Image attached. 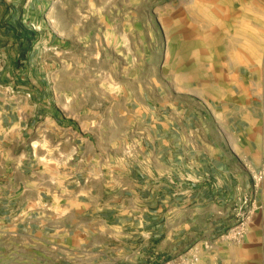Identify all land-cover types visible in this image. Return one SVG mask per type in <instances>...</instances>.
Returning <instances> with one entry per match:
<instances>
[{
	"label": "crops",
	"instance_id": "0c3cea01",
	"mask_svg": "<svg viewBox=\"0 0 264 264\" xmlns=\"http://www.w3.org/2000/svg\"><path fill=\"white\" fill-rule=\"evenodd\" d=\"M216 4L214 59L101 106L16 65L29 33L0 36V264H264V183L244 242L220 237L264 163V0Z\"/></svg>",
	"mask_w": 264,
	"mask_h": 264
},
{
	"label": "rangeland",
	"instance_id": "374dc122",
	"mask_svg": "<svg viewBox=\"0 0 264 264\" xmlns=\"http://www.w3.org/2000/svg\"><path fill=\"white\" fill-rule=\"evenodd\" d=\"M217 1L0 0V36L25 27L35 40L24 42L28 57L16 65L44 76L53 95H79L81 107L95 97L101 106L105 94L139 83L146 93L184 79L207 53L214 59L223 43Z\"/></svg>",
	"mask_w": 264,
	"mask_h": 264
},
{
	"label": "built area",
	"instance_id": "2783aa9c",
	"mask_svg": "<svg viewBox=\"0 0 264 264\" xmlns=\"http://www.w3.org/2000/svg\"><path fill=\"white\" fill-rule=\"evenodd\" d=\"M252 179L253 194H241L237 197L233 206L232 225L220 236L228 243L241 244L244 242L256 212L262 208L257 193L264 183V163L258 171L252 174ZM204 248L208 251L212 246L207 243ZM202 260L198 251L190 250L160 264H204Z\"/></svg>",
	"mask_w": 264,
	"mask_h": 264
},
{
	"label": "trees",
	"instance_id": "16d2710c",
	"mask_svg": "<svg viewBox=\"0 0 264 264\" xmlns=\"http://www.w3.org/2000/svg\"><path fill=\"white\" fill-rule=\"evenodd\" d=\"M20 20H18L17 22H19ZM22 32H24L25 34H27V33H29L26 29H25V27H22ZM27 36V35H26ZM28 40L29 41H34L35 39H34V37L33 36H31V37H28Z\"/></svg>",
	"mask_w": 264,
	"mask_h": 264
}]
</instances>
